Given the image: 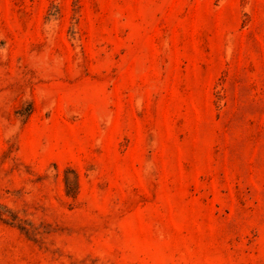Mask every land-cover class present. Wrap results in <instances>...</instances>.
I'll return each instance as SVG.
<instances>
[{
	"label": "rangeland",
	"instance_id": "374dc122",
	"mask_svg": "<svg viewBox=\"0 0 264 264\" xmlns=\"http://www.w3.org/2000/svg\"><path fill=\"white\" fill-rule=\"evenodd\" d=\"M0 264H264V0H0Z\"/></svg>",
	"mask_w": 264,
	"mask_h": 264
}]
</instances>
